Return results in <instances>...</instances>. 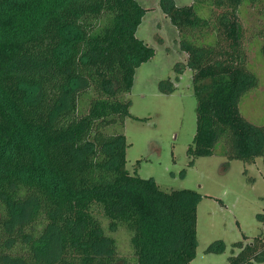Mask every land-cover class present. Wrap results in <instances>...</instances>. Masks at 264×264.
<instances>
[{
	"label": "trees",
	"instance_id": "16d2710c",
	"mask_svg": "<svg viewBox=\"0 0 264 264\" xmlns=\"http://www.w3.org/2000/svg\"><path fill=\"white\" fill-rule=\"evenodd\" d=\"M193 1L161 0L193 71L197 126L188 153L210 156L223 145L226 166L264 162V121L240 110L259 85L240 13L253 6L264 25V0ZM145 11L138 0H0V264L195 259L202 195L164 191L126 167L125 96L155 54L137 36ZM260 35L264 54V26ZM160 85L175 89L171 80ZM233 246L240 250L230 264H264L263 233ZM225 250L221 240L207 248Z\"/></svg>",
	"mask_w": 264,
	"mask_h": 264
},
{
	"label": "rangeland",
	"instance_id": "374dc122",
	"mask_svg": "<svg viewBox=\"0 0 264 264\" xmlns=\"http://www.w3.org/2000/svg\"><path fill=\"white\" fill-rule=\"evenodd\" d=\"M178 5L193 0H174ZM146 9L137 36L155 49L154 56L136 70L126 99L130 116L124 134L128 144L126 167L132 175L153 178L164 191L192 189L202 195L197 208V255L189 264H230L240 248L235 242H252L264 234V162L228 158L223 145L214 155L193 157L188 149L197 126V97L193 71L186 66L188 55L181 49L177 28L167 17L161 0H138ZM244 26L243 46L247 67L259 78L257 88L247 93L240 110L255 124L264 121V54L260 50L263 21L253 6L240 13ZM171 80L175 89L163 91L161 81ZM193 160V162H192ZM128 235L126 228H120ZM121 240L125 245V237ZM224 241L222 253L208 252L215 241ZM255 264H262L255 262Z\"/></svg>",
	"mask_w": 264,
	"mask_h": 264
}]
</instances>
